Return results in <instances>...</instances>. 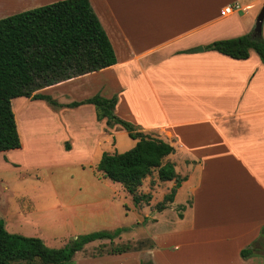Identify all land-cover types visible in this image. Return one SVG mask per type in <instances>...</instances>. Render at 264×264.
Masks as SVG:
<instances>
[{"label": "crops", "instance_id": "1", "mask_svg": "<svg viewBox=\"0 0 264 264\" xmlns=\"http://www.w3.org/2000/svg\"><path fill=\"white\" fill-rule=\"evenodd\" d=\"M259 1L99 0L97 10L90 0L116 63L68 81L110 73L107 97L116 95L114 113L169 142L174 150L163 162L185 177L168 207L153 215L127 202L138 212L137 225L140 216L150 217L144 233L152 245L136 250L148 252L156 264V245L165 247L164 257L176 251L170 264H264L260 255L240 256L264 226V64L253 49L245 59L204 49L252 31L248 5ZM232 3L242 15L221 14ZM198 46L203 50H191ZM83 105L94 113L92 104ZM16 114L23 141L25 121ZM137 190L150 195L143 206L151 211L156 196L171 189L160 195L158 189ZM176 207L175 218L162 219Z\"/></svg>", "mask_w": 264, "mask_h": 264}, {"label": "rangeland", "instance_id": "2", "mask_svg": "<svg viewBox=\"0 0 264 264\" xmlns=\"http://www.w3.org/2000/svg\"><path fill=\"white\" fill-rule=\"evenodd\" d=\"M33 1V7L50 3L46 0H0V18L23 11L21 8L26 4L30 6L27 9L33 8ZM93 1L98 10L99 0ZM261 4L259 1L248 5L253 15V27ZM100 12L103 16L104 11ZM238 12L234 14H243ZM109 74L80 77L36 91L48 95L53 104L45 99L13 98L15 118L16 113L23 118L25 133L21 148L0 152V222L9 232L39 237L53 248L65 246L79 235L124 228L126 230L112 241L98 239L87 243L82 250L75 252L71 262L156 264L148 252L136 250L152 245L144 233L150 217L140 216L137 225L138 212L127 207V202L135 203L133 197L117 190L123 189L121 183L103 178L101 172L95 170L102 152H123L132 147L135 140L120 125L107 126L105 118L98 121L94 117L95 110L92 113L89 105L80 108L66 106L71 101L94 94L107 97L111 94L107 81ZM17 126L20 129L21 125ZM173 184L159 180L157 169H153L137 189H158L160 195ZM137 194L140 198L135 204L140 203V209L145 208L148 215L158 211L157 203L164 197L156 196L157 202L148 211L143 204L151 200L150 195L138 190ZM165 212L167 217L162 219L166 221L179 214L177 207ZM164 222L160 220V228L166 227ZM127 245L130 249L121 248ZM157 246H154L159 251L156 261L160 264L176 261L175 250L169 249L170 256L164 257L165 247ZM115 248L119 251L112 252ZM12 264H24V261H13Z\"/></svg>", "mask_w": 264, "mask_h": 264}, {"label": "trees", "instance_id": "3", "mask_svg": "<svg viewBox=\"0 0 264 264\" xmlns=\"http://www.w3.org/2000/svg\"><path fill=\"white\" fill-rule=\"evenodd\" d=\"M204 49L236 59L247 58L249 50L253 49L264 64V38L262 34L252 35V31L216 39ZM115 63L113 46L90 0H56L0 18V152L22 147L12 108L13 98L45 99L53 104L48 95L36 91ZM116 100V95L94 94L66 106L92 104L98 121L105 118L107 126L120 125L135 140L134 145L123 152H102L95 166L103 177L121 183L135 203L140 198L137 188L153 169H157L159 180H174L170 192L157 203L156 209L160 211L172 202L176 189L185 180L175 172L171 162H163L174 148L157 135L141 131L133 123L118 117L114 113ZM65 149L69 150V147L65 146ZM124 230L90 232L77 236L65 246L53 248L39 237L10 233L0 222V264H12L13 261L73 264V255L85 244L104 238L112 241ZM121 248L130 249L128 245ZM253 255L264 258V226L258 237L240 250L242 258Z\"/></svg>", "mask_w": 264, "mask_h": 264}, {"label": "water", "instance_id": "4", "mask_svg": "<svg viewBox=\"0 0 264 264\" xmlns=\"http://www.w3.org/2000/svg\"><path fill=\"white\" fill-rule=\"evenodd\" d=\"M264 19V2L255 18V22H254V27L252 29V35H259L261 34V30H262V21ZM192 51H202L203 47L202 46H198L195 47L193 49H191Z\"/></svg>", "mask_w": 264, "mask_h": 264}, {"label": "built area", "instance_id": "5", "mask_svg": "<svg viewBox=\"0 0 264 264\" xmlns=\"http://www.w3.org/2000/svg\"><path fill=\"white\" fill-rule=\"evenodd\" d=\"M239 9L240 7L238 3H232L224 7L223 10H221V14L227 15V14L233 13L234 11H238Z\"/></svg>", "mask_w": 264, "mask_h": 264}]
</instances>
